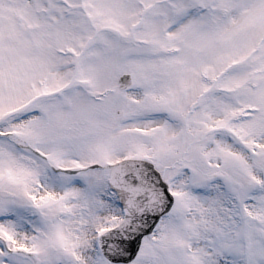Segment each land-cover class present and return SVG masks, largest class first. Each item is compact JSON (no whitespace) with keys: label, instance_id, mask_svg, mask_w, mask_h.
I'll use <instances>...</instances> for the list:
<instances>
[{"label":"snow or ice","instance_id":"obj_1","mask_svg":"<svg viewBox=\"0 0 264 264\" xmlns=\"http://www.w3.org/2000/svg\"><path fill=\"white\" fill-rule=\"evenodd\" d=\"M0 264H264V0H0Z\"/></svg>","mask_w":264,"mask_h":264}]
</instances>
